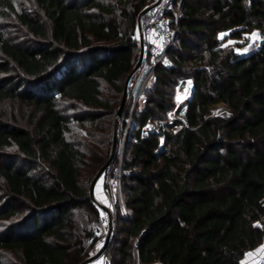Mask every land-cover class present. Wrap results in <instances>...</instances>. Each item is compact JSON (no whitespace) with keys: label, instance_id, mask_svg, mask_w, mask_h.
Here are the masks:
<instances>
[{"label":"trees","instance_id":"1","mask_svg":"<svg viewBox=\"0 0 264 264\" xmlns=\"http://www.w3.org/2000/svg\"><path fill=\"white\" fill-rule=\"evenodd\" d=\"M152 1L0 0V104L22 105L20 118L0 114V264L93 254L102 216L88 189ZM178 15L167 61L131 111L121 175L131 213L116 207L109 264H242L264 242V0H182ZM250 33V46L223 45ZM183 78L190 97L170 120ZM218 102L228 113L210 111ZM147 121L156 128L143 135Z\"/></svg>","mask_w":264,"mask_h":264},{"label":"built area","instance_id":"2","mask_svg":"<svg viewBox=\"0 0 264 264\" xmlns=\"http://www.w3.org/2000/svg\"><path fill=\"white\" fill-rule=\"evenodd\" d=\"M175 1L176 0H153L138 14V40L141 36L143 51L138 64L139 66L130 72V75L125 81V103L130 105V117L125 128L126 132L123 140L124 144L130 138L132 128L135 126V120L132 118L131 111L139 102L141 98L140 95L146 88V85L152 77L155 68L167 61V53L174 42L177 32L176 28L179 16V7L182 0H178V5L175 10V23L172 26L168 12L172 9ZM186 106V103L180 105L178 114H176L173 110L168 111V119L172 120L179 118L184 114ZM155 128L152 123L147 121V123L142 127L143 135H146L148 131ZM159 143L162 145V137L160 138ZM127 173L128 171L123 169V166L121 165L114 172L112 179L113 181L118 182L120 180V176ZM124 212L129 214L127 211ZM260 221H264V214L261 216ZM99 264H109V262L106 261V259H103ZM255 264H264V255H257Z\"/></svg>","mask_w":264,"mask_h":264},{"label":"rangeland","instance_id":"3","mask_svg":"<svg viewBox=\"0 0 264 264\" xmlns=\"http://www.w3.org/2000/svg\"><path fill=\"white\" fill-rule=\"evenodd\" d=\"M221 35V34H220ZM137 41H138V47H139V40H138V33L136 35ZM239 40V41H238ZM259 38L253 37L252 33L250 34H245L241 39H234L231 37H226V39L223 41V45L229 44V41H233L234 43H231V45H235V42H242L245 41L247 42L246 45L250 46L253 42L258 41ZM246 46V47H247ZM245 49V47H243ZM153 84V81L148 82V86L151 87ZM192 89V82L191 79L189 78H183L179 79V82H177L174 87H173V98H174V107L182 105L185 103V100L188 99L191 93ZM124 108V107H123ZM210 111L214 114H226L228 113L226 106L222 102H218L216 104H213L212 107L210 108ZM4 114L5 116H14L17 118H20V114L22 113V105L21 103H14V102H1L0 104V114ZM123 113V112H121ZM120 113V114H121ZM122 115V114H121ZM121 115L117 118V125H116V144H115V156H114V164L104 173L100 175V177L97 179L98 181L96 182L94 188H93V196L97 200V202L101 205H104L109 212V215L104 212L102 209H100L101 212V227L98 232L99 240L96 243V247L92 250L94 253L99 249V247L102 244V241L108 232V220H110L111 223V234L114 233L115 231V218H116V207L118 208V212H120L122 215H130L129 209L125 206V195L122 189V179L120 176V180L118 182L113 181L112 176L116 169H118L122 163V157L126 149V142L125 144L123 143L124 137H125V128L127 121L130 116L127 117L126 122L124 123L123 118ZM24 121V120H23ZM22 121V122H23ZM25 123V122H24ZM124 126V127H123ZM121 160V162H120ZM124 211L129 212L126 213ZM264 246L261 244L257 250L253 249L252 251V260L251 264H255L257 255H264ZM103 259H108L107 255L103 253L102 256L99 258L93 260L92 262L88 264H99L102 262ZM138 264V263H136Z\"/></svg>","mask_w":264,"mask_h":264},{"label":"water","instance_id":"4","mask_svg":"<svg viewBox=\"0 0 264 264\" xmlns=\"http://www.w3.org/2000/svg\"><path fill=\"white\" fill-rule=\"evenodd\" d=\"M139 57L135 63V67L133 69H136L139 65V62H140V59H141V56H142V41H141V36L139 37ZM121 101L116 109V112H115V122L117 120V118L121 115L120 113L123 111V107H124V103H125V87L123 89V94H122V97H121ZM115 144H116V131L114 132V135H113V138H112V142H111V151H110V154L108 156V158L103 162L102 166L100 167V169L97 171V173L94 175V177L91 179V183L89 185V189H88V192H89V195L95 200L94 196H93V188L96 184V182L98 181L97 179L100 177V175L102 174L103 170L105 167L108 166L109 162L114 158L115 156ZM161 144L158 143V148H161ZM99 207L100 209H102L104 212H106L108 215H109V212H108V209L104 206V205H100L99 204ZM111 223H110V220H108V232L106 233L103 241H102V244L101 246L99 247V249L97 251H95L93 254L89 255L86 259L82 260L79 264H88L90 262H92L93 260L99 258L100 256L103 255L104 253V250L105 248L107 247V242L109 240V237L111 235Z\"/></svg>","mask_w":264,"mask_h":264},{"label":"crops","instance_id":"5","mask_svg":"<svg viewBox=\"0 0 264 264\" xmlns=\"http://www.w3.org/2000/svg\"><path fill=\"white\" fill-rule=\"evenodd\" d=\"M252 258H253L252 251L250 250L249 252L245 254L244 259L242 260V264H251Z\"/></svg>","mask_w":264,"mask_h":264},{"label":"snow or ice","instance_id":"6","mask_svg":"<svg viewBox=\"0 0 264 264\" xmlns=\"http://www.w3.org/2000/svg\"><path fill=\"white\" fill-rule=\"evenodd\" d=\"M225 35H227V34H226V33H222V34L220 35V38L223 39ZM252 36H253V37H256V38H259V34H257V33H252ZM231 43H234V42H233V41H229V44H231ZM247 50H248V49H244L245 52H246ZM262 248H264V246H262Z\"/></svg>","mask_w":264,"mask_h":264}]
</instances>
